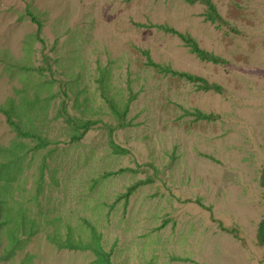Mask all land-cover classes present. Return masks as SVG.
<instances>
[{
    "label": "rangeland",
    "instance_id": "1",
    "mask_svg": "<svg viewBox=\"0 0 264 264\" xmlns=\"http://www.w3.org/2000/svg\"><path fill=\"white\" fill-rule=\"evenodd\" d=\"M11 100L50 143L9 186L23 242L1 257L3 236L0 264H93L59 245L89 241L88 225L111 264H264V0H0V106ZM17 137L0 112V147H34Z\"/></svg>",
    "mask_w": 264,
    "mask_h": 264
},
{
    "label": "trees",
    "instance_id": "2",
    "mask_svg": "<svg viewBox=\"0 0 264 264\" xmlns=\"http://www.w3.org/2000/svg\"><path fill=\"white\" fill-rule=\"evenodd\" d=\"M185 1L187 3L194 2V0H185ZM202 1L207 2V0H202ZM211 19L213 20V18ZM35 23L38 24V22L36 21ZM38 27L39 29L41 28L40 25H38ZM157 27L163 28L161 26H157ZM39 33L40 32L38 30V33L36 34V38L38 40H41L38 36ZM179 37L181 38L183 42H185L186 46L190 48V51L192 53H195L197 57H199L200 59L204 61H210L213 63L223 62L222 59L200 49L192 38L185 36L183 34H179ZM147 57H148L147 64L151 65V67H153L158 73L160 72V73L179 76L190 82L191 81H201L205 83L203 79L193 76L191 74L183 73V72L178 73L169 67H162L161 65L154 63L150 59L149 56ZM210 88H213L216 91H220V88L218 86H212L208 84H206L203 89L208 90ZM33 102H37V100H34ZM19 109H20V105L16 104L12 100L11 102H7V105L0 106V112H2L6 116L7 123L12 127V129L16 132V135H18L19 137V138L17 137L16 139H20V136L25 137V138H30V142L34 143V147H30L27 144H24V147H23V145L20 144L19 142L9 145V148L7 149L4 148L3 146L0 147V245L1 244L3 245V243H1L4 239L3 236L5 238L7 237V240L1 250L2 251L1 255H3L1 257H7V255L9 253H12L15 249H19L17 248L18 245H20L23 242V239H21L20 237H17V235H15L14 232L11 231L12 229L11 226L13 223H11L9 219V215L14 216L15 209L13 210L12 205H11V202L13 201V199H11V202L9 199V194H8L9 186L12 185V182L18 179L19 177L18 171L21 168L22 162L26 159V157L28 155H33L35 151H38L40 148H43L48 143H50V142L47 143V141H45V137L42 136L41 132L38 133V131H36L34 128L30 127V129H28L27 131L22 130L21 127L23 126L22 124L23 117L20 113L23 112L24 110H21L18 112ZM197 115L199 116L198 119L199 118L206 119V120L209 119V116L204 115L201 112L198 113ZM75 123H73V121L70 122V124H73V125ZM27 124H28V121H27ZM90 125H92L91 122H84L81 125L79 124L78 126L76 125L73 126L72 133L69 136L70 142L79 141L85 135V133L90 130ZM51 142L56 143L55 141H51ZM3 152H7L8 156H5ZM111 174L113 173L112 172L107 173L106 176L105 175L103 176V178ZM5 176H7V178L10 180L9 182L5 181ZM1 180H3V182ZM260 184L262 185L264 189V167L261 170ZM135 187L136 186H134L133 189ZM130 192L131 190H129V193L125 196V198H127ZM262 199L264 201V192L262 195ZM12 204H14V201L12 202ZM2 211H4L5 213L4 215L2 214ZM87 227H88L87 232H89V235L91 238L89 241H85L81 239H80L81 241L79 240L76 241L70 235H68L67 239L62 240L63 242H60L62 244H59V245L61 247H64L70 250H86V251L89 250L91 251L96 257L93 264H111L110 254L102 248V245L100 242V237H101L100 234L91 225H88ZM78 238H81V236H78ZM257 241H258V244H260L261 246H264V216L261 219L260 223L258 224Z\"/></svg>",
    "mask_w": 264,
    "mask_h": 264
}]
</instances>
